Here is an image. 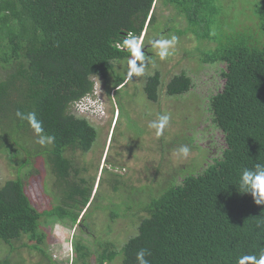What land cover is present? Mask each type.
Listing matches in <instances>:
<instances>
[{
  "label": "trees",
  "instance_id": "trees-1",
  "mask_svg": "<svg viewBox=\"0 0 264 264\" xmlns=\"http://www.w3.org/2000/svg\"><path fill=\"white\" fill-rule=\"evenodd\" d=\"M157 1L171 6L173 14L165 21L172 31L183 33L174 23L184 17L187 32L215 42L204 60L225 63L224 85L209 97L208 105L226 147L201 170L170 183L145 204L138 202L137 208L147 214L120 248L107 241L99 245L101 250H92L87 239L74 240L71 264H106L118 254L124 264H138L141 248L150 249V264H237L239 256L264 249V225L257 224L264 220V205L237 188L244 167L264 163V0L240 1L244 9L249 4L251 13L234 9L235 0H0V154L17 163L19 172L0 184V240L11 249L27 237L32 243L21 245L47 256L41 244L48 234L41 221L48 216L75 224L82 212L87 232L110 230L109 225L98 232L85 209L92 183L84 175L88 165L79 164L75 153L91 149L96 128L73 108L93 93V76L108 85L107 94L114 89L121 107L119 99L131 93L133 81H125L127 66L119 65L130 56L122 41L129 32L140 35L145 23L154 25L150 11ZM236 24L240 28L234 29ZM160 77L159 70L146 77L144 90L154 100ZM191 86V77L180 72L170 78L166 93L182 94ZM17 110L35 111L53 143L39 145L27 121L16 117ZM38 155L50 170L43 193L55 198L52 207L43 210L33 206L21 177L32 173ZM108 179L113 192L124 183L113 175ZM100 192L93 204L107 208L100 205ZM0 264L12 262L3 257Z\"/></svg>",
  "mask_w": 264,
  "mask_h": 264
},
{
  "label": "rangeland",
  "instance_id": "rangeland-1",
  "mask_svg": "<svg viewBox=\"0 0 264 264\" xmlns=\"http://www.w3.org/2000/svg\"><path fill=\"white\" fill-rule=\"evenodd\" d=\"M240 1L244 4L243 0H235L234 9L251 13L249 4L244 9ZM155 3L150 11L155 15L154 25L147 27L145 23L143 31L138 35L147 59L146 71L142 77H133L129 86L131 93H126L119 99L121 107L116 103L114 89L107 94L105 87L108 85L102 78L93 76V93L84 96L73 108L77 116L85 117L96 128L91 149L85 153H75L79 164L88 165L89 170L84 175L92 183L85 209L96 223L95 229L98 232L101 227L109 225L110 230L96 235L87 232L82 227V212L75 224L68 219L61 222L48 216L41 221V226L48 234V238L41 244L47 256L36 248L21 245L22 242L32 243L24 237L15 242V249L0 240V258L8 257L12 264H71L74 255L73 241L78 238L87 239L92 250H101L99 245L107 241L115 242L116 247L120 248L136 233L138 221L147 214L144 208H137L138 202L145 204L152 195H156L170 183H180L183 176L201 170L226 147L224 132L213 121L208 105L209 97L224 85L222 69L225 63L204 60V54L215 48V42L208 38L207 41L198 40L203 37L187 32L184 17H177V23H174L175 28L183 30L181 35L176 34L170 28L172 24L165 21L168 15L173 14L171 6L165 7L160 1ZM238 16L242 19L244 17L243 13ZM238 22L245 24L246 20ZM236 28H240V25L236 24L234 29ZM229 29L228 27L227 30ZM172 35L178 37V43L167 59L160 60L151 41L161 36L170 38ZM152 54L154 58L149 61L147 57ZM119 65L123 69L127 62ZM154 70H159L161 76L156 100L149 98L144 90L146 77ZM180 72L191 77V88L182 94L168 95L166 84L174 74ZM136 86L138 88L134 90ZM157 114L170 116L169 126L159 138L155 136L154 130L148 128L149 121L156 119ZM182 145L190 148V154L186 158L178 154ZM32 165L31 174H21L24 189L35 208L49 209L55 203V198L44 194L42 188L43 179L50 173L48 164L44 156L38 155L33 158ZM17 168V163H10L5 154H0V184L7 179L16 178L19 173ZM111 175L125 183L116 192L110 189L108 178ZM101 177L102 184L99 186ZM98 189L103 199L100 205L103 203L102 206L107 208H97L93 204ZM124 200L126 202L121 203ZM110 201L113 205L109 204ZM128 201L129 206H126ZM125 210V214H122ZM118 212L121 213L120 216L110 218L112 213ZM106 264H124L122 255L118 254Z\"/></svg>",
  "mask_w": 264,
  "mask_h": 264
},
{
  "label": "clouds",
  "instance_id": "clouds-1",
  "mask_svg": "<svg viewBox=\"0 0 264 264\" xmlns=\"http://www.w3.org/2000/svg\"><path fill=\"white\" fill-rule=\"evenodd\" d=\"M178 43V37L172 35L170 38L159 37L151 41L152 46L157 49V56L160 60H165L172 54ZM123 48L130 54L127 60L126 75L127 79L142 77L147 67V59L142 50L141 39L134 33L129 32L122 41ZM16 117L22 121H27L28 125L37 136L36 142L41 146L53 143L54 137L48 135L43 127L41 120L37 118L35 111L22 112L17 110ZM170 116L167 114H157L156 119L149 121L148 128L154 130L156 137L163 136L165 129L169 126ZM178 154L184 158L190 154L188 145H182L178 149ZM238 190L241 193H248L257 205H264V163L257 162L251 168L244 167L238 180ZM258 226L264 225V220L257 222ZM151 256L150 249L141 248L136 253L138 264H150L146 258ZM237 264H264V249L258 255H241L237 258Z\"/></svg>",
  "mask_w": 264,
  "mask_h": 264
}]
</instances>
